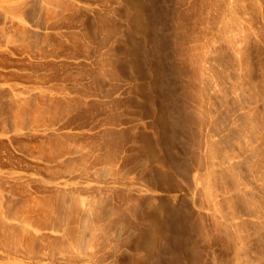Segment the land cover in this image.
Wrapping results in <instances>:
<instances>
[{
    "label": "rangeland",
    "instance_id": "1",
    "mask_svg": "<svg viewBox=\"0 0 264 264\" xmlns=\"http://www.w3.org/2000/svg\"><path fill=\"white\" fill-rule=\"evenodd\" d=\"M0 264H264V0H0Z\"/></svg>",
    "mask_w": 264,
    "mask_h": 264
}]
</instances>
